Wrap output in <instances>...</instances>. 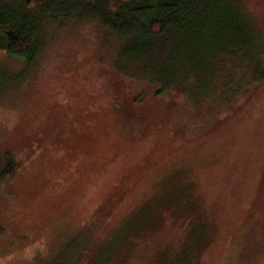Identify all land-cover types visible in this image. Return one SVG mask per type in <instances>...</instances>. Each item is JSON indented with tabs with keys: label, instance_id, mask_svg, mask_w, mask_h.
Wrapping results in <instances>:
<instances>
[{
	"label": "rangeland",
	"instance_id": "1",
	"mask_svg": "<svg viewBox=\"0 0 264 264\" xmlns=\"http://www.w3.org/2000/svg\"><path fill=\"white\" fill-rule=\"evenodd\" d=\"M38 42L29 68L0 51V264H264V80L193 103L89 18Z\"/></svg>",
	"mask_w": 264,
	"mask_h": 264
},
{
	"label": "trees",
	"instance_id": "2",
	"mask_svg": "<svg viewBox=\"0 0 264 264\" xmlns=\"http://www.w3.org/2000/svg\"><path fill=\"white\" fill-rule=\"evenodd\" d=\"M43 1L15 0L0 8V51L25 68L39 55L44 25L55 18H89L121 41L117 63L135 71L147 64L145 71L153 76L149 81L158 87L156 96L178 93L199 103L217 93L215 104L220 105L242 92L244 85L264 80V39L246 0H62L58 5L53 1L60 7L57 12L39 11ZM221 41L227 45L220 47ZM205 52H211L209 59ZM167 60L169 67L164 66ZM163 74V79L158 77ZM221 80H227V92L225 86L219 89ZM13 170L12 163L5 164L0 181Z\"/></svg>",
	"mask_w": 264,
	"mask_h": 264
}]
</instances>
